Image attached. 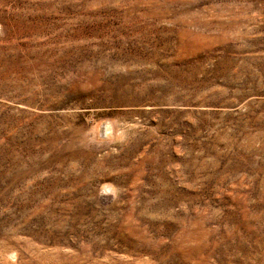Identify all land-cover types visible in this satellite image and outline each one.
Here are the masks:
<instances>
[{
	"label": "rangeland",
	"instance_id": "obj_1",
	"mask_svg": "<svg viewBox=\"0 0 264 264\" xmlns=\"http://www.w3.org/2000/svg\"><path fill=\"white\" fill-rule=\"evenodd\" d=\"M0 264H264V0H0Z\"/></svg>",
	"mask_w": 264,
	"mask_h": 264
},
{
	"label": "bare ground",
	"instance_id": "obj_2",
	"mask_svg": "<svg viewBox=\"0 0 264 264\" xmlns=\"http://www.w3.org/2000/svg\"><path fill=\"white\" fill-rule=\"evenodd\" d=\"M107 126V127H106ZM103 129V128H102ZM111 131V132H110ZM113 132V128L109 125H105V127H104V132H103V134L102 135H104V133H105V136H107V135H110V133H112Z\"/></svg>",
	"mask_w": 264,
	"mask_h": 264
}]
</instances>
